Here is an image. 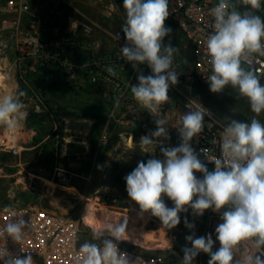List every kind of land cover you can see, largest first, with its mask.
Listing matches in <instances>:
<instances>
[{
    "label": "clouds",
    "instance_id": "1",
    "mask_svg": "<svg viewBox=\"0 0 264 264\" xmlns=\"http://www.w3.org/2000/svg\"><path fill=\"white\" fill-rule=\"evenodd\" d=\"M247 11L241 12L231 0H219L211 9L212 31L206 38V51L211 74L206 82L212 93L218 94L231 87L246 98L255 116L250 122L225 117L221 132L220 154L209 162V171L192 146L194 138L204 130L205 112L189 111L180 117L177 128L178 146L165 147L169 139L168 120L160 115L162 105L169 103L170 86L179 82V73L173 67L177 47L164 43L171 29L165 26L169 17V0H123L126 13L121 31L126 43L120 51L124 61L138 71L137 83L130 86L133 99L156 119V128L141 136L140 145L152 157L125 176L128 197L139 205L141 213L159 218L167 230L181 223V213L202 217L212 210L220 214L221 223L213 234L196 236L193 231L185 240L191 245L182 249L181 264H193L200 254L210 258L207 264H264V83L251 61L255 55L264 56V19L254 14L261 0H241ZM73 21L71 28L77 27ZM151 70L144 75L139 65ZM245 65H248L245 67ZM107 71L115 75L113 68ZM24 92L0 96V125L13 129L23 113L20 99ZM160 147L163 159L155 156ZM206 149H200L204 153ZM201 173L202 177H197ZM165 197L173 204L168 207ZM185 227L195 229V223L184 219ZM29 224L23 219L11 220L0 229V235L14 242L23 241ZM127 219L94 231L93 241L80 246L82 264H131L118 243L127 234ZM216 242L219 247L214 249ZM241 258L237 253L241 246ZM3 264H34L33 256L11 255L0 251Z\"/></svg>",
    "mask_w": 264,
    "mask_h": 264
},
{
    "label": "built area",
    "instance_id": "2",
    "mask_svg": "<svg viewBox=\"0 0 264 264\" xmlns=\"http://www.w3.org/2000/svg\"><path fill=\"white\" fill-rule=\"evenodd\" d=\"M218 2L169 0L170 15L165 22L175 26L182 33L192 56L189 63L184 64L177 54L174 55L173 67L179 73V82L170 86V101L160 109V115L165 118L164 109L166 106L169 107L174 96L176 97L175 110L172 114L174 121L168 130L170 138L160 139L165 147L178 146L180 143L177 128L180 127L181 115L188 112L189 107L205 112L204 130L194 138L192 146L209 171L214 170V164L208 159L220 154L221 132L225 123L198 100L194 92L198 84H208L206 79L211 74L206 38L212 31L211 9ZM231 3L234 5L233 0ZM241 5L238 6V10ZM259 10L264 19V0H261V7L257 12ZM73 21L78 24L72 29ZM47 29H54L56 33L47 34ZM101 33L108 37L106 41L101 40ZM5 36H9L10 44L2 42ZM125 43L126 40L112 34L101 25L80 19L69 20L63 29L43 25L32 15L30 0H8L0 4V71L10 78L8 84L12 86L11 94L28 87L27 78L31 74L50 67L58 72V78L55 77L53 85L63 82L69 88L90 90L93 95L101 97L110 107L108 118L102 124L106 127L117 123L135 125L136 121L144 118V115H150L133 99L130 91V86L138 82V71L122 58L120 49ZM164 43L167 45L169 42L164 39ZM10 49L14 50L12 51L15 56L8 60L5 55ZM81 55L85 56L86 61L78 63L76 59ZM251 64L264 81V56L255 55ZM109 67L113 68L115 75L107 71ZM138 67L144 75L151 74L146 64ZM28 101L33 104L29 105ZM28 101H22L25 108L23 116L18 117L19 132L15 136L14 144L8 146V150L14 155L19 153L17 144L21 143L20 135L25 128L26 120L32 114L41 113L46 104L44 97L39 94L32 95ZM152 118L156 121L159 117ZM89 123L92 125L93 120ZM125 134L127 140L133 139V132ZM107 141L106 133L102 134L100 142L106 144ZM5 143H8L7 137ZM200 149L206 151L201 153ZM62 177L63 183L70 180L64 174ZM21 216L29 224L25 229L23 241L16 243L10 237L0 235V251L6 249L11 255L20 256L30 253L34 264H82L80 246L85 242H98L85 238L79 219H72L32 204L11 203L0 206V229L9 221ZM118 248L127 254L131 264H168L163 256L144 255L121 242L118 243ZM0 264L3 262L0 261Z\"/></svg>",
    "mask_w": 264,
    "mask_h": 264
},
{
    "label": "rangeland",
    "instance_id": "3",
    "mask_svg": "<svg viewBox=\"0 0 264 264\" xmlns=\"http://www.w3.org/2000/svg\"><path fill=\"white\" fill-rule=\"evenodd\" d=\"M7 1L0 0V4ZM233 1L238 10L241 0ZM30 7L32 15L43 25L63 29L69 20L80 19L97 23L125 40L121 31L126 17L123 1L30 0ZM51 15L60 19L58 24L48 23ZM256 15L262 18L260 10ZM165 26L172 30L165 39L179 49L176 54L184 64H188L192 52L186 45L182 33L167 22ZM76 61L82 63L86 61V58L81 55ZM45 73H42L43 76ZM40 81L47 87L46 96L56 106L53 114L61 115L63 113L61 107H79L77 113H73L75 117H87L88 120H93V116L108 118L109 110L107 111L104 107L101 109L103 104L106 107L107 104L100 96H93L90 90L88 92L86 89H72L65 83L57 88H50L48 79L42 77ZM261 82L264 83L262 79ZM194 94L224 123H227L225 117L228 116L245 122H250L255 116L248 100L231 87L226 88L222 93L215 94L209 90L208 84H198ZM173 99L172 104L164 109V116L169 121L168 130L174 121L172 114L175 110L176 97L174 96ZM257 118L264 122V114ZM112 126L113 132L119 136L120 143L117 145L119 153H117L118 156L108 155L104 166L99 168L98 156L89 158L87 155L84 158L83 146L78 144L66 146L67 141H63L60 138L61 134L57 131L55 135L58 134L59 139L36 148H31L32 146L27 144H17L19 153L14 155L8 150V146L15 141L19 127L9 129L7 126L0 125V206L11 203L32 204L72 219H79L83 226V235L88 240H93L94 231L106 229L108 225L127 219V234L123 236L121 243L144 255L163 256L168 264H181L182 249L185 246H191L185 237L194 231L196 236L212 233L215 240V227L221 223L220 214L208 210L202 217H194L189 210L188 213L180 214L181 223L178 226L167 230L162 226L159 218L150 213H141L140 209L133 205L121 207L118 201H108V196H128L125 176L138 165V162H146L152 157V154L145 153L140 145L141 137L136 141L132 139L133 147L128 146L125 133L146 130L144 135H149L155 130L156 123L151 115H144V118L136 121L135 125L117 123ZM99 137L100 134L97 136V141ZM58 142L62 148L60 155H57ZM86 147L88 153L89 145ZM154 154L157 158L163 159L159 146ZM62 174L70 180L63 183ZM196 175L202 177L201 173ZM165 202L168 207L173 206L166 197ZM185 217L195 223L194 230L185 227ZM218 247L219 242H216L213 250ZM244 251L245 247L242 245L237 253L238 259L242 257ZM209 258L207 254L200 253L193 264H207Z\"/></svg>",
    "mask_w": 264,
    "mask_h": 264
},
{
    "label": "crops",
    "instance_id": "4",
    "mask_svg": "<svg viewBox=\"0 0 264 264\" xmlns=\"http://www.w3.org/2000/svg\"><path fill=\"white\" fill-rule=\"evenodd\" d=\"M55 33L56 31L54 29H47V34L53 35ZM111 33L114 34L113 32ZM114 35L118 36L117 34H114ZM100 36H101V40L103 41H106V39H108V37L104 33H101ZM2 42L10 44L11 41H10L9 36H5V39ZM12 50L13 49H10L7 52V54L5 55L6 59L11 60L15 56L13 53L14 50L13 51ZM43 72H46L45 76H43L42 74ZM42 77L49 80L50 84L48 85V87L50 88H57L58 86L63 84V82L57 85L52 84L55 77L58 78V72L55 69H52L50 67L40 69L37 73L31 74L27 78L28 87H25L22 89V92H24L25 95L21 97L20 99L22 101H28L32 95L39 94L42 97H44L46 104H45L44 110L41 113L32 114L26 120L25 128L22 130L21 135H20L21 143L31 145L32 146L31 148H36L37 146L50 143L54 139H59L58 134L55 135V132L57 131L58 126H62V132H79V133L84 132V134H86L91 128V125L89 123L91 122V120H88L87 117H83V118L77 117V116L71 117V115H69V114L77 113L76 111L77 109H79V107H74V108L61 107V110L64 114L61 121H59L58 117H55L53 115V112L56 110V106H54L52 101L49 100L50 98L46 96L47 87L46 85L44 86L41 84L40 80ZM35 85L37 87H34ZM28 104L31 105L33 103L31 101H28ZM103 105L104 106H102L101 109L104 107V109H106L107 111L109 110L110 112V107L108 105L106 107L105 104ZM65 121H67L68 123H65ZM80 123H84V124H80ZM109 127H106L103 125L101 126L100 137L98 138V141H97V144L100 147L105 145L100 142L102 134L106 133L108 139L111 135V133L108 131ZM113 130H114V127H113ZM60 138L63 141H67L66 146H69L71 144L82 145L84 148V152H83L84 158H86V156L88 155V153L86 152L87 150L86 145H88V142L86 139H83L82 141H77V140H74L73 137L70 135H65L64 137L61 136ZM108 155L118 156V154L114 152H109L107 156ZM96 156L97 154L93 155V158H96ZM89 158H92V157L89 156Z\"/></svg>",
    "mask_w": 264,
    "mask_h": 264
},
{
    "label": "trees",
    "instance_id": "5",
    "mask_svg": "<svg viewBox=\"0 0 264 264\" xmlns=\"http://www.w3.org/2000/svg\"><path fill=\"white\" fill-rule=\"evenodd\" d=\"M59 21H60L59 18L51 15L48 23L49 24H53V23L58 24ZM53 115H55V117H58V118L60 117V119L62 120V117L64 114L61 113V115H58V114H53ZM69 115H71V117L75 116V114H69ZM104 120H105V118L93 116V123L91 125V128L89 129V131L86 134H84V132H82V133H79V132H62V126H58L57 131L61 134L60 137L61 136L64 137L65 135H70L73 137L74 140H77V141H82L83 139H86L88 142V145H89L88 156L93 157V155L97 154V156H98L97 162H98L99 168H102L104 166L106 160H107V154L109 152L119 153L117 145L120 142L118 134L114 133L113 127L110 126L108 128V131L111 133V135H110L107 143L102 147H100V146L98 147L97 136L100 134L101 126H102ZM145 133H146V130L134 131L133 132V139L136 141L141 136H143ZM59 145H60V143L58 142L57 155H60L62 152V148ZM109 200L110 201H118L120 203L121 207L133 205V206L139 208V205H137L134 201H132L128 196H124V195L123 196L122 195L108 196V201ZM82 230H83V226H82Z\"/></svg>",
    "mask_w": 264,
    "mask_h": 264
},
{
    "label": "bare ground",
    "instance_id": "6",
    "mask_svg": "<svg viewBox=\"0 0 264 264\" xmlns=\"http://www.w3.org/2000/svg\"><path fill=\"white\" fill-rule=\"evenodd\" d=\"M10 78H7L1 71H0V86L2 88L0 89V96L6 95V94H11L10 88L12 87L10 84ZM20 116H23L21 114ZM16 128V127H15ZM15 141H13L11 144L13 145ZM128 146H132V140H128L127 142ZM133 147V146H132ZM48 196V195H47Z\"/></svg>",
    "mask_w": 264,
    "mask_h": 264
},
{
    "label": "water",
    "instance_id": "7",
    "mask_svg": "<svg viewBox=\"0 0 264 264\" xmlns=\"http://www.w3.org/2000/svg\"><path fill=\"white\" fill-rule=\"evenodd\" d=\"M239 10H240L241 12H244V11H247L248 9L246 8V6H242V5H241L240 8H239ZM256 12H257V10H255L254 14H256ZM168 95H170V91H169ZM19 120H20V122H23L22 119H19Z\"/></svg>",
    "mask_w": 264,
    "mask_h": 264
}]
</instances>
